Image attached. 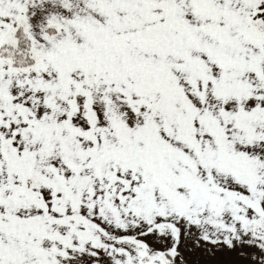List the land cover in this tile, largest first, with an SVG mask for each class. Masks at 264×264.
Listing matches in <instances>:
<instances>
[{
	"label": "snow or ice",
	"instance_id": "snow-or-ice-1",
	"mask_svg": "<svg viewBox=\"0 0 264 264\" xmlns=\"http://www.w3.org/2000/svg\"><path fill=\"white\" fill-rule=\"evenodd\" d=\"M0 264H264V0H0Z\"/></svg>",
	"mask_w": 264,
	"mask_h": 264
}]
</instances>
